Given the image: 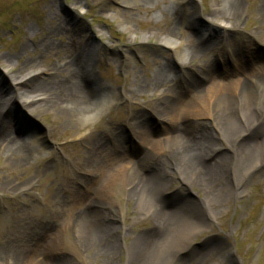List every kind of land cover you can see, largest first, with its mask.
<instances>
[{"label":"rangeland","instance_id":"obj_1","mask_svg":"<svg viewBox=\"0 0 264 264\" xmlns=\"http://www.w3.org/2000/svg\"><path fill=\"white\" fill-rule=\"evenodd\" d=\"M227 1L179 0L176 4L171 0H0V92L4 91L6 98L19 97L9 102L11 113L7 121L3 119L6 123L0 122V139L36 136L44 152L37 157L32 153L27 163L19 165L14 164V159L22 143L0 147V264H17L11 248L20 252L25 264H37L38 260L43 264H132L139 255L137 240L159 236L153 211L173 209L184 198L198 205L199 214L186 215L185 223L165 232L163 236L169 234L162 250L165 255L156 264H264L263 155L232 156L220 178L227 189L216 198L186 186L184 179L189 174L181 168L169 169L165 187H158L148 204L144 199L129 197L127 186L116 187L104 204L116 227L109 257L88 245L82 246L72 213L64 207L70 206L76 190L83 191L77 182L87 172L78 170L76 163L83 160L95 137L119 130L124 159L134 161L142 146L128 127L133 116L145 117V128L151 136L165 135L162 127L166 123L151 108L155 103L151 101L158 99L163 89H154L152 82L161 68L176 77L174 88L185 99L187 81L206 85L198 82L199 73L210 60L216 78L225 80L237 77L235 53L244 54L242 61L248 64L264 54V36H256L262 23L260 0H239L241 11L236 27L234 31L227 30L225 43L215 46L218 53L214 58L206 52L204 61L182 67L177 54L159 43L167 21L187 18L192 11V26L210 28L209 37L212 32L222 34V27L207 13L212 8L222 9ZM181 29L190 37H198L194 28ZM203 34L200 38L205 42L207 34ZM173 35L174 40H180L176 28ZM70 39L88 43L89 64H75L74 55L80 48ZM75 49L76 53L71 54ZM68 61L72 64L64 65ZM122 61L126 62L124 66L120 65ZM37 69L47 72L36 73ZM31 71L33 76L27 77L23 90L44 94L37 102L41 104L38 108L36 103L22 108L12 79ZM72 73L94 80L95 90H87L88 97L98 101L102 94H109L115 98L86 126L88 131L81 138L76 136L77 113L67 110L63 116L57 107L45 105L50 91L39 87ZM21 109L36 121L28 120ZM239 125L243 132L236 137V144L244 140L263 141L264 145V115L257 122ZM151 172L152 167L147 165L140 174Z\"/></svg>","mask_w":264,"mask_h":264},{"label":"bare ground","instance_id":"obj_2","mask_svg":"<svg viewBox=\"0 0 264 264\" xmlns=\"http://www.w3.org/2000/svg\"><path fill=\"white\" fill-rule=\"evenodd\" d=\"M171 1L177 4L179 0ZM240 11L239 0H228L222 9H210L207 13L210 19L216 20V24L224 31L222 34L221 32L220 34L212 32L210 37L208 35L210 28L200 25L196 27L190 24L195 15L193 11L189 12L187 18L182 16L181 19L165 23L166 29L159 36V43L177 54L182 67L189 66L194 61H204L206 52H210L214 58L218 53L215 46L225 43L227 39L225 33L229 34L227 30L234 31ZM258 11L262 13V23L256 36L263 37L264 0L259 1ZM211 20L210 23L214 22ZM232 20L234 23L230 22ZM227 23L230 25L227 26ZM189 24L191 26L188 27ZM181 26L189 30L190 27L194 28L198 37H190L181 29ZM175 28L181 36L179 41L173 39ZM203 32L207 34V37L204 38L205 42L200 38L204 35ZM142 40L144 39L142 38ZM70 41L77 45L78 49L80 48V52L76 53V49L71 52V54L76 53L74 55L77 60L75 64L81 61L89 64L91 58L88 43L76 39H70ZM234 56L239 63L235 65L234 69L237 77L225 80L217 79L214 75L213 60H210L209 64L202 66L199 73L198 82H206V85L187 81L185 99H181L182 93L176 92L174 88L172 82L176 77L167 75L161 71L162 68L159 73L154 75L152 80L154 89L159 87L163 89L159 93L161 97L158 94V99L151 101L155 102L151 108L154 114L166 123L162 127L165 135L160 138L151 136L145 128V117L143 115L133 116L128 127L138 139V144L142 146L140 147L142 151L136 160L124 159L126 157L122 133L119 130L105 135V137L99 136L93 139L83 160L76 163L78 170L85 169L87 172L80 176L83 178L82 181L77 182L82 185L84 192L76 190L77 193L72 196L70 206H64L67 213H72L71 216H73L82 246L88 245L99 253L103 252L106 257L113 253L114 237L112 234L116 231V227L113 226L110 211L105 210L104 204L112 198L116 187L127 186L129 197L144 199L143 202L148 204L152 202L156 189L165 187L169 169L181 168L189 174V178L184 179L186 186L198 188L201 192L216 198L223 195L227 189V185L221 183L220 178L221 172L231 161L232 156L246 158L264 156L263 141L247 142L242 140L237 144L235 142L236 137L243 132L239 122L242 125L251 124L257 122L264 115V54L258 56L252 64L242 61L244 58L242 53H235ZM220 58L223 60V56ZM66 64L72 63L68 61L64 63V65ZM125 64V61L120 62L121 66ZM161 67L165 68L164 65ZM223 67L225 68L226 64ZM41 72H47V70H36V73ZM31 76H33L32 71L12 79L15 92L21 96L19 104L22 108L30 107L32 103H36V108L41 105L37 102L44 93L35 94L37 91L30 93L23 90L22 86L27 81V77ZM94 84V80L87 75H84L83 78L73 73L57 82L39 84V87H44L45 91H50L46 97L48 98L47 102H44L45 105L57 107L63 116L67 114V110L77 113L76 136L79 138L87 133L86 126L94 122L103 112L102 109L110 107L115 99L109 94H102L98 101L88 97L87 90H95ZM5 95L4 91L0 92V122L3 123H6L8 113H11L9 102L19 98L17 95L6 98ZM11 117L13 118L12 114ZM19 143H22V146L14 159V164L27 163L32 153H35L36 157L44 154L43 146L40 145V140L36 136L27 135L24 139L14 137L0 139V147L10 148ZM147 165L152 167V172L143 176L140 171ZM83 206H86L84 208H88V210L85 211ZM198 214V205L189 198L182 199L173 209L154 210L152 215L159 236L154 239L137 240L136 248H138L139 255L132 264H156V261L164 258L165 254L162 250L169 235L163 236L165 232L174 231L181 223H185L186 215L189 217V215L196 216ZM11 250H14L12 259L15 260V263H26L25 260L20 259L19 251L15 248H11ZM16 253L19 255L16 256ZM37 264H43L42 260H38Z\"/></svg>","mask_w":264,"mask_h":264},{"label":"water","instance_id":"obj_3","mask_svg":"<svg viewBox=\"0 0 264 264\" xmlns=\"http://www.w3.org/2000/svg\"><path fill=\"white\" fill-rule=\"evenodd\" d=\"M17 106H19L18 104H16ZM21 112H22V114L24 115V116H26L27 117V119L29 120H31V121H33V122H35L36 120L34 119V118H32L26 111H24L23 109H21Z\"/></svg>","mask_w":264,"mask_h":264}]
</instances>
